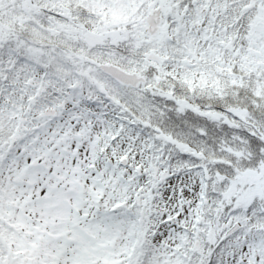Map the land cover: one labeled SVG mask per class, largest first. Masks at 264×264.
I'll return each instance as SVG.
<instances>
[{"label": "snow or ice", "instance_id": "6c2138e0", "mask_svg": "<svg viewBox=\"0 0 264 264\" xmlns=\"http://www.w3.org/2000/svg\"><path fill=\"white\" fill-rule=\"evenodd\" d=\"M0 264H264V0H0Z\"/></svg>", "mask_w": 264, "mask_h": 264}]
</instances>
